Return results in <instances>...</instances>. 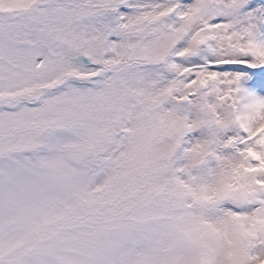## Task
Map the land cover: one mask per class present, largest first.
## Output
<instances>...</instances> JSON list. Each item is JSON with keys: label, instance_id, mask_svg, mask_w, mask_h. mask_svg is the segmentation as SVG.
Returning <instances> with one entry per match:
<instances>
[{"label": "snow or ice", "instance_id": "obj_1", "mask_svg": "<svg viewBox=\"0 0 264 264\" xmlns=\"http://www.w3.org/2000/svg\"><path fill=\"white\" fill-rule=\"evenodd\" d=\"M0 264H264V0H0Z\"/></svg>", "mask_w": 264, "mask_h": 264}]
</instances>
